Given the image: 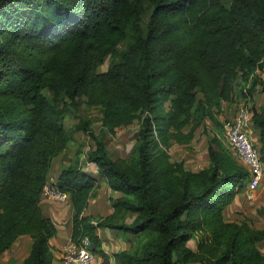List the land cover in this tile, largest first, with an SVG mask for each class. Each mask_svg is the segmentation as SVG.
I'll list each match as a JSON object with an SVG mask.
<instances>
[{
  "label": "trees",
  "instance_id": "16d2710c",
  "mask_svg": "<svg viewBox=\"0 0 264 264\" xmlns=\"http://www.w3.org/2000/svg\"><path fill=\"white\" fill-rule=\"evenodd\" d=\"M263 69L264 0H0V255L29 235L20 264H54L58 229L41 191L74 139L65 106L84 101L102 112L100 133L79 124L93 141L87 161L121 195L110 214H86L98 177L78 157L63 166L56 178L75 210L72 241L87 236L105 257L97 230L112 228L138 240L113 254L115 264H189L200 232L198 247L217 248L201 264H264V227L226 217L250 169L218 132L226 105L252 102L264 161V106L254 102ZM135 120L132 153L113 158L105 134ZM207 120L208 164L173 161L169 149L189 145Z\"/></svg>",
  "mask_w": 264,
  "mask_h": 264
},
{
  "label": "rangeland",
  "instance_id": "374dc122",
  "mask_svg": "<svg viewBox=\"0 0 264 264\" xmlns=\"http://www.w3.org/2000/svg\"><path fill=\"white\" fill-rule=\"evenodd\" d=\"M149 13L150 7L148 6L143 21L145 28L147 22L146 20L148 19ZM124 47L125 46L122 45L119 49L122 50ZM113 59V55H108L104 64L100 67V71L106 70ZM260 73L264 79V69L261 70ZM249 89L250 87L247 85L243 86L241 89L239 88L238 90L244 93L247 92ZM258 91H260V89H258ZM257 93L258 92H255L254 101H256V105H263L264 96H257ZM243 101L244 99H242L241 101H237V103L232 105V107H228L226 105L225 110L223 111V114L221 116V119L224 123V127L222 131H218L223 141H225L226 138L225 125L236 114L239 104ZM249 105L252 106V102ZM65 115L66 126L72 132L74 139L64 152L54 158L52 176L56 177L63 166L75 161L77 157L80 159L82 166H84L85 170L90 171L94 174L97 173L96 165L93 162L87 161L88 152L91 149L93 141L89 134L84 132L80 128L79 124L81 121L89 120L91 130L95 131L96 133H100V129L102 128L101 108L95 106H88L86 102L83 101L77 107L71 105L65 106ZM204 125L205 126H200L196 130V135L189 145L174 144L169 149L171 159L173 161H184L186 167L193 170L201 169L202 167L208 164L209 155L207 147L208 143L214 135V129L210 120H207ZM139 127L140 122L138 120H135V122L131 125L118 128L114 134L107 131V133L105 134V139L107 142L108 152L113 158L122 160L130 156L136 143ZM251 134L252 138L255 141L254 132L252 131ZM250 177L251 175L247 176L246 182L250 180ZM107 193L109 194V192ZM225 214L228 219H249L257 227H262L264 224V194L262 196V202H260L259 197H255L253 200H249L247 199L246 195L242 193L240 195V198L227 208ZM127 237V248H134L138 243L137 236L128 233ZM200 237L201 233L199 232L197 233V240L194 238L189 242V244L197 252L195 260L190 262L189 264H201L200 258L202 256L206 254L208 255V258H210L211 256H213L212 254L214 253V251L217 252V248L215 246L213 247V245L211 244H208L206 247V250L208 251L201 247H198L196 241H198ZM30 243V239H26L25 241L20 240L17 245L14 246L8 252L9 256H7L6 261L4 262H6V264H18L27 255ZM259 246L264 251V241L260 242Z\"/></svg>",
  "mask_w": 264,
  "mask_h": 264
},
{
  "label": "crops",
  "instance_id": "0c3cea01",
  "mask_svg": "<svg viewBox=\"0 0 264 264\" xmlns=\"http://www.w3.org/2000/svg\"><path fill=\"white\" fill-rule=\"evenodd\" d=\"M257 92H258L257 96H261V97L264 96V92L262 91H257ZM254 102L256 105V101ZM256 106L260 108V106H264V103L263 105H256ZM253 132L255 135L254 136L255 141L257 142L259 132L254 128H253ZM92 174L98 177L99 187L97 188L95 195L90 198L89 206L86 208L85 213L91 215L106 216L113 211V208L111 206V198H116L120 196L121 193L119 191H111V188L109 187L106 179L100 177L98 173L95 174L92 173ZM51 175H52V170H51ZM107 192H109V194ZM263 194H264V176L259 189L255 193V197L257 198L259 197L260 202H262ZM240 195L241 194L237 196L235 201L240 198ZM235 201L233 203H235ZM41 205L44 213L53 219L58 229L57 234L51 239V243L53 245V252L55 255L54 264H63L62 253L65 247L70 242H72V218L75 212L73 204L70 198L66 202H60V201H55L48 197H42ZM262 227H264V224ZM97 231L100 237L102 238L103 249L104 252L106 253L105 257L101 254H97L99 262H102L101 264H115L113 253L123 249H128L126 245L128 233L125 232L121 233V231L119 232L116 229L106 228V227H100L98 228ZM26 239L31 240L27 255L24 257L26 258L31 250L32 238L29 235H21L11 248H9L2 255H0V264H6V262L4 261H6L7 256H9L8 252L14 246H16L20 240L25 241ZM24 258L18 264H20L24 260Z\"/></svg>",
  "mask_w": 264,
  "mask_h": 264
},
{
  "label": "built area",
  "instance_id": "2783aa9c",
  "mask_svg": "<svg viewBox=\"0 0 264 264\" xmlns=\"http://www.w3.org/2000/svg\"><path fill=\"white\" fill-rule=\"evenodd\" d=\"M250 103L243 101L239 104L236 114L225 125L226 140L238 158L250 169V180L247 183L246 197L255 198L264 176V161L261 158L259 146L252 138V110ZM42 197L55 201L66 202L69 192L61 189L57 178L50 176L44 184ZM63 264H101L98 255L92 249L89 237H83L79 242H70L62 253Z\"/></svg>",
  "mask_w": 264,
  "mask_h": 264
}]
</instances>
